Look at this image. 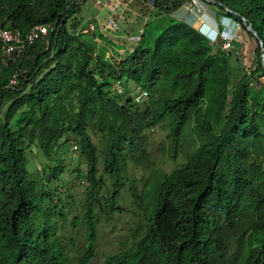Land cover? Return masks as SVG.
<instances>
[{"label":"trees","instance_id":"obj_1","mask_svg":"<svg viewBox=\"0 0 264 264\" xmlns=\"http://www.w3.org/2000/svg\"><path fill=\"white\" fill-rule=\"evenodd\" d=\"M150 1L168 21L154 37L144 28L139 43L116 58L106 57L108 48L95 42L102 36L80 32L84 21L74 16L81 3L66 10L65 0H0L3 29L26 34L58 21L47 44L39 39L20 62H0V264H92L96 209L116 211L122 175L129 163L150 162L147 133L162 123L169 126L173 155L188 128L195 149L157 184L154 203L145 210L146 228L101 264H264V84L257 78L264 75V0H215L232 13L209 3L215 18L246 31L244 19L259 37L262 46L247 71L236 52L223 49L220 35L210 43L171 16L192 0ZM26 64L32 67L24 72ZM115 82L121 94L113 90ZM132 87L148 97L136 104ZM90 131L104 144V173L113 187L107 196H99L100 153ZM67 135L75 138L88 181L85 243L77 256L57 234V220L65 219V206L53 201L59 190L46 189L52 181L26 168L27 150L35 146L54 164L42 173L60 180L64 158L56 153H68ZM79 170L76 164L72 172Z\"/></svg>","mask_w":264,"mask_h":264},{"label":"rangeland","instance_id":"obj_2","mask_svg":"<svg viewBox=\"0 0 264 264\" xmlns=\"http://www.w3.org/2000/svg\"><path fill=\"white\" fill-rule=\"evenodd\" d=\"M96 1L104 2V0H85L84 2H81L79 12L74 18L78 20L80 18L86 20L98 16V23L106 19L108 11L107 14L104 9L99 12L98 8L95 6ZM150 2V0L146 1L147 5L145 3L142 4L141 2H135L131 5L133 9H137V12L141 17L139 15L133 17L131 12L125 13L124 21L120 22V29L125 34L129 35L132 33L131 29L136 27V29L139 28L138 31H142L145 28V32L150 37H154L159 31H155V29H157L160 24L162 26V23L168 21V16L162 15L161 17L157 14ZM177 12L173 13L171 16L177 20L186 21L194 27V29L199 28L200 23H209L214 26V22H216L222 26L223 37H226L227 35L230 36L239 30V34L243 37V41L240 39L242 42L237 43L235 47H231L229 50L236 52L237 56L242 61L243 66L249 65V61L252 66L256 43L245 34L246 32H244L243 29H238L237 25H234L232 21L223 18V16H217L215 18V14H217L215 6L210 5L208 2L205 3L200 0H192V5L187 4ZM94 22L96 28H94L89 34L94 33L102 36L100 39L101 43L98 44L99 46H103L105 50L108 48L106 57H116L117 54L130 52V50L135 47V44H132L129 40L125 41L124 39H121L120 41H116L117 43L113 42L104 31L103 33H99V29L96 25L97 22ZM145 23H149V25L145 27ZM95 29L97 30L95 31ZM120 29H118L119 32L116 34L120 33ZM120 44L125 45V48H127L126 51L120 53L116 51L122 47ZM232 59L234 60V58ZM0 62L4 66L6 65V61L2 59V55H0ZM31 67V64H26L22 68V71H30ZM263 77L264 75L257 76L258 81L262 84H264ZM262 89L264 90V85ZM130 90H132L130 93L132 96L138 91L135 87H132ZM168 133L169 126L167 123H162L153 127L147 133L149 138L150 162L144 167H137L132 163L128 164L127 173L126 175H122L120 181L123 182V185H120L117 197L114 198L113 207L116 211L114 213L109 211L110 213L107 214L96 209L98 214V237L95 246V254L91 261L92 264H101L108 256L125 250L131 244L135 234H138L146 228L148 221L145 210L146 206H152L154 203L157 184H159L161 178L165 174L169 175V173L179 168L185 162L187 155L194 151L196 143L194 142V137L191 136L189 128L186 129L185 136L180 141L179 148L175 155L171 152V145L167 137ZM90 135L100 153L98 178L101 180V189L99 190V196H107L108 192H113V187L111 179L104 173L103 158L101 154L104 149V144H102L99 135L94 134L91 131ZM67 137L72 145V147L71 145H67L66 149L69 148L68 153L65 155V153L61 151L62 149H58L56 153L59 158H64L63 165L65 166V169L60 175V180H54L50 176V172H47V175L42 173L43 168L47 164L51 167L54 164L47 161V159L43 157L44 155L35 146H31L27 150L26 168L33 173L34 176H38L44 181L48 179L52 181L46 189L49 188L51 191H54V189L57 188L59 190L58 192H54L53 201L65 206V208L63 207L65 219L57 220V234L70 254L77 256L79 255L78 253L82 252L85 243V230L83 227L82 216L84 212V200L86 199V187L88 186V181L86 180V163L82 158L77 156L76 150L73 146L75 138L72 135H67ZM77 158L78 161L76 162ZM76 164H78L80 170L72 172ZM38 189L41 190V187H38ZM130 192H136L137 198L132 199L133 197H131ZM35 195L38 196L41 195V193H35ZM36 199L39 203L45 201H42L41 197H36Z\"/></svg>","mask_w":264,"mask_h":264},{"label":"built area","instance_id":"obj_3","mask_svg":"<svg viewBox=\"0 0 264 264\" xmlns=\"http://www.w3.org/2000/svg\"><path fill=\"white\" fill-rule=\"evenodd\" d=\"M85 0H65V9L68 10L73 4L75 3H81ZM135 2H141L142 4H146V2H143L142 0H104V2L96 1L95 6L98 8V10L101 12L103 9H106L108 11L106 19H104L102 23V29L105 32H113L114 34L119 32L118 29H120V22L124 21V15L127 12H131V5ZM152 5V3L150 2ZM192 5V2L189 4ZM137 14L134 13V17H136ZM66 18V13L64 14L63 19ZM225 18V17H223ZM62 19V20H63ZM227 19V18H225ZM229 20V19H227ZM94 21L97 23L99 22L98 16L94 17L90 21L83 22L81 25V31L82 33L91 32L94 30L95 25ZM188 21V20H187ZM232 21V20H230ZM186 22V21H184ZM234 25H237V28L240 29V26L232 21ZM187 23V22H186ZM215 25L212 24H206V23H200V27L206 26L208 31L212 32L214 35L211 36L210 33L204 32L206 37L210 39V43H216L218 39V35L221 36L222 39V47L224 50L229 51L231 47H235L234 44H237L239 42L243 41V37L239 34L240 31L237 30L232 35H227L226 37L222 36V32L219 31L218 24L214 22ZM58 29V21L53 24H46V25H39L33 27L29 32L26 34H21L17 30H9V29H3L0 27V51L2 55V59L6 61L5 63H18L23 58V55L26 51V48L32 45L34 42H36L39 39H45L46 44L48 43V36L50 33H53L54 31H57ZM247 34V30L244 31ZM142 31H140L139 34L131 36L128 40L133 44L139 43L141 39ZM247 36H249L247 34ZM252 41H254L255 48L258 45V41L250 35L249 36ZM240 39L242 41H240ZM261 47V45H260ZM255 51V49H254ZM243 64V63H242ZM245 70H249L251 67V63L249 61V65L243 66ZM16 77L17 74H15L10 80H9V86H14L16 84ZM120 83L115 82L113 87V90L117 93L121 94L123 92V88L120 87ZM137 92L132 96L134 99V102L136 104L144 101L148 96L146 92L141 91L137 88ZM75 149V147H74Z\"/></svg>","mask_w":264,"mask_h":264},{"label":"crops","instance_id":"obj_4","mask_svg":"<svg viewBox=\"0 0 264 264\" xmlns=\"http://www.w3.org/2000/svg\"><path fill=\"white\" fill-rule=\"evenodd\" d=\"M96 3V2H95ZM105 11H106V14H107V10L106 9H104ZM181 10V9H180ZM180 10H178V11H180ZM100 12V11H99ZM177 12V11H176ZM131 13H132V15H133V17H134V13H136L137 14V16L139 15L138 14V12H137V9H133L132 7H131ZM177 14H178V12H177ZM136 16V17H137ZM140 17H141V15H139ZM94 18V17H93ZM93 18H89V19H82V18H80L79 20H81V21H84V22H86V21H90L91 19H93ZM104 21V20H103ZM103 21L102 22H100V23H97L96 25H97V27H98V31H99V33H103V29H102V23H103ZM96 28V27H95ZM207 27H203L202 28V30L203 31H205V30H207L206 29ZM97 29H95V31H96ZM137 30V31H136ZM139 30V28L138 29H136V27H134L133 29H131V31H132V33H130L129 35H127V34H125L121 29H120V33L119 34H112L111 32H105L109 37H110V39L113 41V42H115V43H117L116 41H120L121 39H124L125 41H127L131 36H133V35H136V34H139L140 33V31H138ZM105 35V34H104ZM117 39V40H116ZM95 42H97V44L98 43H101V40H99L98 38L97 39H95ZM120 45H122V44H120ZM126 49L127 48H125V45H122V47L121 48H119L118 50H116L117 52H124V51H126ZM263 79H264V77H263Z\"/></svg>","mask_w":264,"mask_h":264},{"label":"water","instance_id":"obj_5","mask_svg":"<svg viewBox=\"0 0 264 264\" xmlns=\"http://www.w3.org/2000/svg\"><path fill=\"white\" fill-rule=\"evenodd\" d=\"M208 3H212V4H216V5H219V6H222L223 8H225L226 11L232 13L230 10H228L222 3L218 2V1H215V0H204ZM235 15V13H233ZM244 22V28H246L247 32L252 35L256 41L259 42V45L262 46L260 40H259V37L257 36V34L254 32V30L251 28V24L247 23L244 19L242 20ZM112 34H114L113 32H111ZM262 65L264 67V56H262Z\"/></svg>","mask_w":264,"mask_h":264},{"label":"clouds","instance_id":"obj_6","mask_svg":"<svg viewBox=\"0 0 264 264\" xmlns=\"http://www.w3.org/2000/svg\"><path fill=\"white\" fill-rule=\"evenodd\" d=\"M202 27H200L199 26V28H197L198 29V31L200 32V34L202 35V36H204L206 39H208L209 40V42H210V39L208 38V37H206V35H205V33H204V31L201 29Z\"/></svg>","mask_w":264,"mask_h":264},{"label":"bare ground","instance_id":"obj_7","mask_svg":"<svg viewBox=\"0 0 264 264\" xmlns=\"http://www.w3.org/2000/svg\"><path fill=\"white\" fill-rule=\"evenodd\" d=\"M213 22H214V21H213ZM214 25H215V23H214ZM203 27H206V26H203ZM203 27H202V28H203ZM202 28H201V29H202ZM204 32H208V33H210V35H211V36H213V35H214L212 32L208 31V29H207V30H205Z\"/></svg>","mask_w":264,"mask_h":264}]
</instances>
